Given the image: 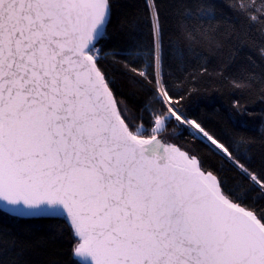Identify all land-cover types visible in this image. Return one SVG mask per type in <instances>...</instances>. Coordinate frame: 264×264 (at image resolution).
Masks as SVG:
<instances>
[{"label": "snow or ice", "instance_id": "obj_1", "mask_svg": "<svg viewBox=\"0 0 264 264\" xmlns=\"http://www.w3.org/2000/svg\"><path fill=\"white\" fill-rule=\"evenodd\" d=\"M255 119L264 0H0V264H264Z\"/></svg>", "mask_w": 264, "mask_h": 264}, {"label": "trees", "instance_id": "obj_2", "mask_svg": "<svg viewBox=\"0 0 264 264\" xmlns=\"http://www.w3.org/2000/svg\"><path fill=\"white\" fill-rule=\"evenodd\" d=\"M220 3H225V0H219ZM209 71H214L213 67H210ZM124 87V91L126 92H131L134 90V86L125 83L123 85ZM212 95L216 96L220 103L216 105V107H220V105L222 104L224 107L221 108V112L224 116V120H220L219 118L213 116V120L215 123H217L219 126L223 127L225 125L226 122V118H227V106L229 104V99L227 97L226 94H222L220 92H213ZM203 107V105L201 106ZM259 107L255 108V111L258 113L259 112ZM209 111L211 112V109H209ZM250 127L252 129V132L255 136H257V138H259V136L261 135L262 131H264V129L261 128V121L259 119H255L251 122ZM34 224H39L40 222H33ZM21 235L23 236V238L25 239H32L35 236H42L43 233H37L34 230L32 232H26L25 231V226L24 225H20L18 226L17 229ZM53 258L58 260L60 262V264H72V256L70 254V251L68 250V245L67 244H63V245H59L57 246V251L54 252L53 254Z\"/></svg>", "mask_w": 264, "mask_h": 264}]
</instances>
